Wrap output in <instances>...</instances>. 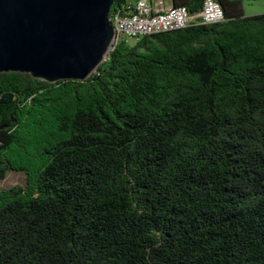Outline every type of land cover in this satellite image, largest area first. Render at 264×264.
I'll return each instance as SVG.
<instances>
[{
  "label": "trees",
  "instance_id": "trees-1",
  "mask_svg": "<svg viewBox=\"0 0 264 264\" xmlns=\"http://www.w3.org/2000/svg\"><path fill=\"white\" fill-rule=\"evenodd\" d=\"M217 1L85 81L0 73V264H264V14Z\"/></svg>",
  "mask_w": 264,
  "mask_h": 264
},
{
  "label": "water",
  "instance_id": "water-1",
  "mask_svg": "<svg viewBox=\"0 0 264 264\" xmlns=\"http://www.w3.org/2000/svg\"><path fill=\"white\" fill-rule=\"evenodd\" d=\"M114 0H0V73L87 80L116 37Z\"/></svg>",
  "mask_w": 264,
  "mask_h": 264
},
{
  "label": "built area",
  "instance_id": "built-area-1",
  "mask_svg": "<svg viewBox=\"0 0 264 264\" xmlns=\"http://www.w3.org/2000/svg\"><path fill=\"white\" fill-rule=\"evenodd\" d=\"M217 0H206L198 13L190 14L186 7L155 8L149 0L125 2L121 8L112 12L109 21L116 37L111 50L118 44L138 41L141 34H158L160 29L170 24L191 26L214 23L215 19H225V14Z\"/></svg>",
  "mask_w": 264,
  "mask_h": 264
},
{
  "label": "rangeland",
  "instance_id": "rangeland-1",
  "mask_svg": "<svg viewBox=\"0 0 264 264\" xmlns=\"http://www.w3.org/2000/svg\"><path fill=\"white\" fill-rule=\"evenodd\" d=\"M245 3L246 13H261L264 11V0H241ZM129 2V1H127ZM130 3V2H129ZM131 41L130 44H135ZM26 183V176L23 173L12 171L6 176L5 180H0V189H8L15 185L23 186Z\"/></svg>",
  "mask_w": 264,
  "mask_h": 264
},
{
  "label": "bare ground",
  "instance_id": "bare-ground-1",
  "mask_svg": "<svg viewBox=\"0 0 264 264\" xmlns=\"http://www.w3.org/2000/svg\"><path fill=\"white\" fill-rule=\"evenodd\" d=\"M222 20L223 19H220V20L215 19L214 23H217V22L219 23ZM214 23H211V24H214ZM190 26L191 25H188V24H175V25L170 24V26H165V27L161 28L159 34H162V33H165V32H170V31H177V30L184 29V28H187V27L189 28ZM153 35H156V34H144V35L141 34V37L139 38V40H141L142 38L144 39V38H147L149 36H153Z\"/></svg>",
  "mask_w": 264,
  "mask_h": 264
},
{
  "label": "crops",
  "instance_id": "crops-1",
  "mask_svg": "<svg viewBox=\"0 0 264 264\" xmlns=\"http://www.w3.org/2000/svg\"><path fill=\"white\" fill-rule=\"evenodd\" d=\"M127 1H129L130 3H132V2H135V1H137V0H126V2ZM151 3H152V5L155 7V8H167V7H169L170 5H173V0H149ZM243 4L245 5V3L243 2ZM244 5H243V11H244V14L246 15V16H254V15H258V14H264V11L263 12H259V13H253V14H249L248 15V13H246V11H245V7H244Z\"/></svg>",
  "mask_w": 264,
  "mask_h": 264
}]
</instances>
